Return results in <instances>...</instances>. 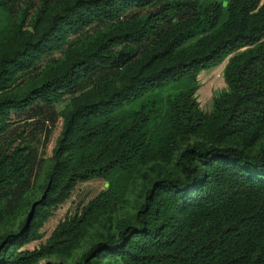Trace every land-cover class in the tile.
Here are the masks:
<instances>
[{
    "label": "trees",
    "instance_id": "16d2710c",
    "mask_svg": "<svg viewBox=\"0 0 264 264\" xmlns=\"http://www.w3.org/2000/svg\"><path fill=\"white\" fill-rule=\"evenodd\" d=\"M50 1L42 0L40 14ZM153 1L157 0H76L62 14L53 16L32 47L25 46L2 58L0 76L9 65L25 60L27 64L22 68L28 69L45 45H53L50 43L62 28L75 31L93 19H111L125 8ZM227 1L225 7L223 0H161L138 27L119 38L125 42L122 49L105 52L95 47L69 60L63 70L46 76L19 97H0L1 121L7 109L26 108L38 98L51 102L47 96L59 90L68 92L73 87L74 91L99 67H123L140 48L145 49L151 61L164 58L189 38L212 30L229 13L226 34L201 51L147 73L134 74L105 105L85 102L70 110L64 134V138L69 136L70 145L60 144L59 150L79 149L87 157L66 164L63 183L57 190L62 159L56 154L46 186V191L50 188L56 194L52 196V192L45 198L48 203L56 205L66 199L79 181L107 179L117 170L131 168L136 157L150 152V141L159 128H166V133L200 129L206 116L194 97L196 75L244 47L226 65L229 91L214 102L222 115L214 132L218 137L235 135L242 144L245 138L257 136L258 125L264 122V0ZM10 2L0 0V6ZM37 46L40 52L36 54ZM179 82H185L186 87L168 93L167 88ZM106 145L108 153L101 157ZM8 157L2 154L0 164ZM11 157L15 161L21 156L13 153ZM177 161L184 177L155 180L146 192L140 212H154L155 221L148 223L138 213L137 226L127 225L115 238L92 244L82 254L81 264H110L101 259L103 254L123 264H264V242L259 239L264 226V146L252 156L243 147L195 140L180 151ZM7 168L11 169L7 180L20 175V169L14 170L12 165ZM98 201L99 197L92 199L79 218L58 224L45 245L23 251L18 264L67 248ZM188 206L198 209L188 215ZM184 211L186 217H182Z\"/></svg>",
    "mask_w": 264,
    "mask_h": 264
},
{
    "label": "rangeland",
    "instance_id": "374dc122",
    "mask_svg": "<svg viewBox=\"0 0 264 264\" xmlns=\"http://www.w3.org/2000/svg\"><path fill=\"white\" fill-rule=\"evenodd\" d=\"M76 0H51L45 11L40 14L42 0H11L0 6V69L2 58L11 56L15 50L32 47L46 31L54 15L62 14L68 5ZM161 0L143 6L125 8L111 19H93L75 31L62 28V32L45 45L38 59L28 69L21 64H11L0 76V97H19L31 86L43 78L63 70L69 60L82 56L95 47L105 52H115L123 48L121 42L125 34L138 27L145 14L154 9ZM209 3L215 0H200ZM226 6L228 4L227 0ZM225 6V7H226ZM229 13L210 31L189 38L175 51L156 61L149 60L144 48L121 68L99 67L82 79L79 87L72 91H57L49 96L51 102L40 98L23 109H7L0 121V158L2 154L10 156L0 164V264H18L23 251H31L45 245L58 224L71 218H79L83 208L96 197L98 206L83 219L74 241L67 247L44 253L28 264H81L82 254L92 245L109 238H115L118 231L127 225H138L137 214L145 216L148 223L155 221V213L140 212L146 201V192L155 180L161 178H182L184 172L178 164L180 151L195 140L220 146H238L246 154L256 155L264 146V122L258 125L257 136L245 138V146L239 137L216 136L214 127L221 121L222 115L214 106L215 100L229 91L225 79V69L233 54L227 55L219 64L202 69L196 75L195 101L198 109L206 116L204 125L193 132L166 133V128L154 132L150 141V152L139 155L132 167L115 171L109 178H92L79 181L68 193L66 199L51 204L46 197L52 189L46 191L51 172L60 154L62 170L57 178L58 190L66 164H74L87 157L79 149L72 152L59 150L70 145L69 136H65L69 112L75 106L85 102L109 103L113 93L121 88L130 77L138 72L147 73L172 64L209 46L216 38L226 34L225 23ZM116 40L115 43L112 41ZM39 46V45H38ZM34 49L37 54L39 47ZM185 82L174 83L167 88L168 93H176L186 87ZM81 87V88H80ZM122 113H119V117ZM45 120L49 121L46 124ZM164 123L162 124V126ZM106 145L101 157L108 153ZM14 153L16 158L12 161ZM20 159V160H19ZM12 165L20 169V175L7 180ZM56 191L52 194L55 195ZM198 209L188 206V215ZM187 211L182 213L186 217ZM85 220V221H84ZM259 239L264 242V226ZM110 264H123L109 254L101 256Z\"/></svg>",
    "mask_w": 264,
    "mask_h": 264
},
{
    "label": "water",
    "instance_id": "95a60500",
    "mask_svg": "<svg viewBox=\"0 0 264 264\" xmlns=\"http://www.w3.org/2000/svg\"><path fill=\"white\" fill-rule=\"evenodd\" d=\"M222 5H223V6H226V1H223Z\"/></svg>",
    "mask_w": 264,
    "mask_h": 264
},
{
    "label": "built area",
    "instance_id": "2783aa9c",
    "mask_svg": "<svg viewBox=\"0 0 264 264\" xmlns=\"http://www.w3.org/2000/svg\"><path fill=\"white\" fill-rule=\"evenodd\" d=\"M46 124H49V121L48 120H45Z\"/></svg>",
    "mask_w": 264,
    "mask_h": 264
}]
</instances>
